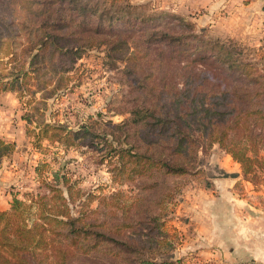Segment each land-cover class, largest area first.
Returning a JSON list of instances; mask_svg holds the SVG:
<instances>
[{
    "label": "rangeland",
    "instance_id": "obj_1",
    "mask_svg": "<svg viewBox=\"0 0 264 264\" xmlns=\"http://www.w3.org/2000/svg\"><path fill=\"white\" fill-rule=\"evenodd\" d=\"M128 1L135 6L131 21L102 23L104 32L164 28L194 33L197 40L193 45L201 41L224 43L241 62L264 74V45L249 36H224L210 26L211 22L201 25L199 6L190 9L188 3L169 0ZM0 14L12 24L5 31L0 27L5 35L0 43V83L14 88L24 121L29 114L35 121L26 125L22 155L17 153L13 160L21 183L10 185L7 191L28 203L35 194L43 195L46 208L60 212V216L78 217L79 225H84L81 239L72 233H48V244L38 248L46 260L50 264H125L122 255L135 261L141 254L157 262L168 259L172 264H216L217 259L200 255L195 247L194 226L189 220L194 194L212 189L205 184L214 178H232L234 192L254 212L257 207L264 208V170L243 177L240 164L213 143L198 152L196 170L169 179L166 187L174 186V190L166 202H157L166 191L162 188L137 214L139 206L128 204L144 191V180L134 173L128 160L126 168L118 170L115 151L128 146L112 135L121 134L113 126L130 117L133 98L141 93L136 89L138 78L125 71L126 60L108 52L105 45L90 46L79 55L49 48L40 51L29 40L36 41L40 31L50 28L38 30L33 23L36 18L22 24L26 14L8 0H0ZM97 22V18L85 19L82 26L75 23L73 27L95 29ZM189 22L194 25L192 32L186 27ZM8 35H14L13 43L7 40ZM33 55L36 57L29 64ZM44 124L76 133L64 135L62 129L50 128L45 135L39 129ZM57 133L64 135L63 139H58ZM229 174L232 176H224ZM146 208L149 210L144 211ZM32 216L42 231L49 230L52 224H43L36 207ZM51 236L57 241L50 242Z\"/></svg>",
    "mask_w": 264,
    "mask_h": 264
},
{
    "label": "trees",
    "instance_id": "obj_2",
    "mask_svg": "<svg viewBox=\"0 0 264 264\" xmlns=\"http://www.w3.org/2000/svg\"><path fill=\"white\" fill-rule=\"evenodd\" d=\"M8 1L26 14L22 24L36 18L33 23L38 30L50 28L40 31L36 41L29 40L34 48L66 50L79 55L90 46L105 45L108 52L125 59V71L138 78L136 89L141 93L133 98L128 111L130 117L113 126L121 132L119 136L112 133L114 139L128 146L115 151L118 170L125 169L128 160L134 173L144 180V191L128 204L139 206L137 214L153 202L156 191L162 188L166 191H162L157 202H166L174 190V186L166 187L169 179L196 170L198 152L213 143L240 164L243 177L264 170V74L258 73L250 63L241 62L226 44L201 41L193 45L196 34L164 28L136 33L104 32L100 28L102 23L131 21L135 6L128 0ZM90 18L98 19L95 29L73 27L75 23L82 26ZM11 25L0 14L3 31ZM186 27L191 32L194 29L190 22ZM3 31H0V43L5 38ZM13 36L8 35L7 40L13 43ZM35 57H31L29 64ZM1 85L0 90L14 89ZM32 116L25 118L26 125L35 122ZM50 128L62 129L64 135L76 133L48 124L39 129L47 135ZM64 135L57 133L58 139ZM13 151L14 143L0 138V162ZM205 187H212V183H206ZM43 197L35 194L28 203L11 195L9 208L0 210V264H50L46 254L38 250L48 244L45 239L50 232L65 236L72 233L81 239L84 225H79L80 219L54 213L45 207ZM35 207L43 224H52L46 232L35 223L36 216L31 217ZM49 241L57 240L51 236ZM121 257L125 264H172L168 259L157 262L141 254H137L135 261L126 254Z\"/></svg>",
    "mask_w": 264,
    "mask_h": 264
},
{
    "label": "crops",
    "instance_id": "obj_3",
    "mask_svg": "<svg viewBox=\"0 0 264 264\" xmlns=\"http://www.w3.org/2000/svg\"><path fill=\"white\" fill-rule=\"evenodd\" d=\"M169 1L188 3L190 9L199 6V23L211 22L224 36H249L264 45V0ZM21 114L16 93L0 90V138L14 143V151L0 164V210L9 208L12 193L8 187L21 183L13 161L17 153L22 155L27 140ZM234 182L214 178L212 189L194 194L189 220L194 226L195 247L200 255L217 259L216 264H264V208L249 211L252 206L234 192Z\"/></svg>",
    "mask_w": 264,
    "mask_h": 264
}]
</instances>
